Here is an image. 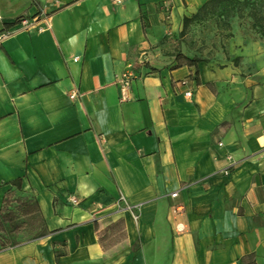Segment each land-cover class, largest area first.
Here are the masks:
<instances>
[{
  "label": "crops",
  "instance_id": "crops-1",
  "mask_svg": "<svg viewBox=\"0 0 264 264\" xmlns=\"http://www.w3.org/2000/svg\"><path fill=\"white\" fill-rule=\"evenodd\" d=\"M206 1L0 0V30L13 28L0 42V213L20 178L40 223L0 239V264H264V40L244 39L245 78L237 55L149 58L144 8L182 18ZM35 14L45 29L5 25ZM119 193L137 223L112 205ZM115 228L124 247L109 252Z\"/></svg>",
  "mask_w": 264,
  "mask_h": 264
},
{
  "label": "rangeland",
  "instance_id": "rangeland-1",
  "mask_svg": "<svg viewBox=\"0 0 264 264\" xmlns=\"http://www.w3.org/2000/svg\"><path fill=\"white\" fill-rule=\"evenodd\" d=\"M245 12L246 9L238 15L236 11L223 19L199 11V18L184 20L171 18L169 4L144 8L142 23L151 50L149 58L154 63L170 59L174 65L187 64L193 59L197 61V66L208 63L222 67L230 57L237 55L238 57L233 58L234 63L241 67V76L248 77V71L243 67L244 61L241 60L244 55H240L239 50L245 42L244 39L255 35L248 28V16ZM224 20L231 25L235 39L226 38L228 30L224 26ZM237 90L238 94L242 92L240 87ZM31 197L30 192L17 188L10 192L4 203L3 210L8 213V218L0 223V239L7 241L9 238H16L17 231H22L24 237L35 232L40 223H36L38 219L31 214L35 212ZM104 239L103 243L109 252L124 247V237L119 229L115 228Z\"/></svg>",
  "mask_w": 264,
  "mask_h": 264
},
{
  "label": "trees",
  "instance_id": "trees-1",
  "mask_svg": "<svg viewBox=\"0 0 264 264\" xmlns=\"http://www.w3.org/2000/svg\"><path fill=\"white\" fill-rule=\"evenodd\" d=\"M141 11V5H139ZM246 9L245 15L248 16V28L259 39H264V0H207L197 12L191 16L184 15L182 18L188 20L191 18H199V11L204 13H210L216 15L218 18H226L238 12V15H241L242 11ZM37 14L33 15L36 16ZM19 16L14 19V21L6 23V26L13 25L19 18ZM224 26L228 30L226 33V38H231L233 32L231 31V25L229 22L224 20ZM180 64H176L175 67H178ZM188 66L197 67V61L190 59ZM151 71H157L156 68H151ZM14 184L18 189L21 188L20 178L14 180ZM8 218L7 212L0 213V223L1 221ZM44 231H40L38 234H43ZM6 243L13 244L14 240L9 238L6 242H3L1 246H4ZM137 244L132 246V249L136 248Z\"/></svg>",
  "mask_w": 264,
  "mask_h": 264
},
{
  "label": "built area",
  "instance_id": "built-area-1",
  "mask_svg": "<svg viewBox=\"0 0 264 264\" xmlns=\"http://www.w3.org/2000/svg\"><path fill=\"white\" fill-rule=\"evenodd\" d=\"M112 4H118L121 0H110ZM35 16L27 17L22 16L19 18L12 26L14 29H23V30H29L31 28L36 27V23L38 22ZM48 26V23H45V25L38 24L37 29L43 30ZM13 31V28L6 27L2 28L0 30V42H2L5 38H7ZM136 77L135 69L132 65H128L124 70H122L115 79V83L118 86L119 94L121 98H125L126 94L128 92V89L130 87V84L132 80ZM178 84L180 86H185V89L183 90V94L185 97H191L192 96V90L189 88V80L188 79H181L178 81ZM79 95V92L74 89L72 90V93L70 94L71 98H74ZM221 144V143H219ZM224 173H229L228 169H225L223 171ZM176 191L171 192V196H175ZM68 200L72 204H79L81 202L80 198L77 197L75 194H70L68 196ZM112 205L116 208V210L119 211H125L128 212L132 220L137 223L140 218V211L138 204H134L128 201L126 196L123 193H119V195L114 199ZM175 230L177 232H181L183 230V227L180 223H177L175 225Z\"/></svg>",
  "mask_w": 264,
  "mask_h": 264
}]
</instances>
